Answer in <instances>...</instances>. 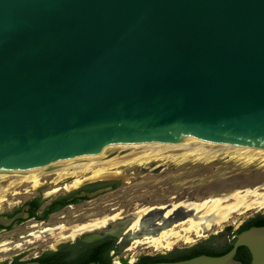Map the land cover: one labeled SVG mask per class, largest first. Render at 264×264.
I'll list each match as a JSON object with an SVG mask.
<instances>
[{
  "label": "water",
  "instance_id": "obj_1",
  "mask_svg": "<svg viewBox=\"0 0 264 264\" xmlns=\"http://www.w3.org/2000/svg\"><path fill=\"white\" fill-rule=\"evenodd\" d=\"M204 141L264 148V0H0V174ZM103 178L121 180L87 182ZM109 229L88 239L122 240ZM232 241L222 256L151 264H242L241 247L264 264V227Z\"/></svg>",
  "mask_w": 264,
  "mask_h": 264
},
{
  "label": "rangeland",
  "instance_id": "obj_2",
  "mask_svg": "<svg viewBox=\"0 0 264 264\" xmlns=\"http://www.w3.org/2000/svg\"><path fill=\"white\" fill-rule=\"evenodd\" d=\"M194 159L176 164L163 159L143 162L125 161L120 164L111 161L97 166L94 169L95 172L119 173L121 180L117 181L118 187L95 199L81 200L76 204L69 205L50 215L46 221L27 220L14 225L9 231L0 232V264L5 261L7 264H11L16 257H20V261L25 262L39 257L44 252L56 250L61 245L73 244L77 240V238L70 237L73 229L91 222L111 220L115 216L121 220L128 213L133 211L138 213L146 208L200 204L208 200H220L225 206L234 203L233 196L237 193L243 194L246 191H251L248 199L252 200L255 193L264 192V157L253 159L246 155H226L212 160L207 157ZM88 165H79L57 173L44 171L39 174L40 184L35 188L28 181L19 184L22 179H25L23 174L14 178L0 179V191L10 188L9 183H18L8 189L9 192L7 191L5 200L0 203V213L12 212L28 200L41 198L43 202H49L56 197L66 196L77 191L85 185L107 181L106 178H103L87 182L92 179L90 175L80 179L82 174L79 173H84L83 170ZM158 167L161 169L155 170V173L142 171V168L150 170ZM91 175H94V172ZM76 180H80L81 183L75 186ZM134 213H132V217ZM186 214L188 215V213ZM202 214L200 213L198 216ZM258 214H264V208L233 213L221 225L212 221L213 227L204 235L201 234V237L193 233L191 243H185L182 240L176 242L173 245L174 248H171L173 250L188 249L206 241H210L215 248H222L232 241V237L242 224ZM190 215L187 218H190ZM202 220L211 221V218H204L200 221ZM228 226L232 227L233 233L219 236V233H224ZM186 227L187 225H180L176 230L181 231ZM85 232L80 233V236L77 237H81ZM65 240L69 241L63 242ZM145 242L142 245H146ZM139 244H130L128 249H125L126 251L110 253L112 264H118L119 258L127 255L132 263L140 253L151 257L159 254L156 252L158 250Z\"/></svg>",
  "mask_w": 264,
  "mask_h": 264
},
{
  "label": "bare ground",
  "instance_id": "obj_3",
  "mask_svg": "<svg viewBox=\"0 0 264 264\" xmlns=\"http://www.w3.org/2000/svg\"><path fill=\"white\" fill-rule=\"evenodd\" d=\"M109 155H111L109 157ZM226 155H238V156H250L253 159H260L264 157V148H248L243 146H231L225 145L221 143H213V142H181L178 144H174L171 146L153 148V149H145L138 151H128L121 149H111L101 153H98L93 156H88L85 158L70 160L67 162H63L55 168L48 170H34L27 172H16V173H5L0 174V179H9L17 177L21 174L25 176V179H22L20 183L30 182L33 184L34 188L39 186L40 177L39 174L44 171H54L60 172L65 171L67 169L75 168L79 165H88L83 171L79 174H82L80 179H83L85 176L90 175V178L97 179L104 176L109 175L104 171L95 172V168L104 163L114 162L115 164H120L125 161H137L143 162L146 160H169L176 163H183L187 161H191L194 158H209V159H217L218 157L226 156ZM195 160V159H194ZM197 160V159H196ZM94 172V175L91 173ZM117 173V172H116ZM114 173V174H116ZM119 174V173H118ZM80 180L75 181V186L80 184ZM18 183L12 182L9 183V187L12 188L16 186ZM10 188H5L0 191V203L5 200V195ZM9 192V191H8ZM251 191H246L243 194L237 193L234 195V203L222 205L220 200H208L200 204H188V205H173L167 206L164 208H146L137 213L138 218L130 225V229L135 231L140 228V219L147 213H150L154 210H164L166 211V216L173 214L178 209H185L186 213L188 212L190 218L181 224H176L171 227L169 230L163 231L161 235L157 238L147 237L143 239L146 245L149 247L160 250V249H170L176 242L184 241L185 243H191V235L195 233L196 236L201 237V234L204 235L205 232L209 231L211 227H213V222L221 225L225 223L233 213H242L250 209L258 208L259 210L264 208V192L255 193L254 199L249 200L248 195L251 194ZM203 213L201 216L198 214ZM211 218V221H200L201 219ZM116 219V220H115ZM115 220V221H114ZM112 221V222H111ZM213 221V222H212ZM121 225L122 219L118 220L115 216L111 220L100 221V222H91L86 225L75 227L70 235L71 238H76L80 236L79 234L84 231L94 230H102L108 229L112 224L116 223ZM180 225H188L186 228H182L181 231L176 230V228L180 227ZM122 227V226H120ZM49 231H52L49 229ZM131 231V232H132ZM93 233V232H91ZM125 238V234H121ZM133 235V234H132ZM172 235V238L170 236ZM121 241V240H120ZM142 242V243H144ZM139 244V242H135ZM131 262V261H130ZM133 262V261H132ZM119 264V263H118Z\"/></svg>",
  "mask_w": 264,
  "mask_h": 264
},
{
  "label": "trees",
  "instance_id": "obj_4",
  "mask_svg": "<svg viewBox=\"0 0 264 264\" xmlns=\"http://www.w3.org/2000/svg\"><path fill=\"white\" fill-rule=\"evenodd\" d=\"M113 190L118 187L117 183L110 185ZM106 185L104 183H94L87 185L85 188L77 190L74 194H78L82 191L93 192L98 189L104 188ZM69 196L61 197L57 200L54 206H49L43 212V214L37 216L35 212L42 206L43 201L39 198L34 199L31 203L34 206V211L32 217L37 221H46L51 213L57 212L68 205H73L84 199H73L69 202L67 199ZM19 209L15 210L13 213L5 214L6 217L10 218L15 215ZM18 221L16 223H20ZM251 227H264V214H258L253 218L248 219L244 224H242L236 234H239ZM235 234V235H236ZM233 241L229 242L222 248H215L210 241H206L200 245L193 246L188 249L175 250L168 255H158V256H146L141 261L136 264H151L157 262H177L187 259H191L200 255H206L211 257L222 256L229 252L232 248ZM115 240L111 238H105L90 244H85L78 239L73 244H65L59 246L55 251H47L42 253L39 257L30 259L25 262H39L40 264H112V257L110 253L116 250ZM235 260L241 262L242 264H250L251 257L248 250L244 247L238 248ZM24 262L20 261V257L14 258L11 264H22ZM1 264H7L3 262Z\"/></svg>",
  "mask_w": 264,
  "mask_h": 264
},
{
  "label": "flooded vegetation",
  "instance_id": "obj_5",
  "mask_svg": "<svg viewBox=\"0 0 264 264\" xmlns=\"http://www.w3.org/2000/svg\"><path fill=\"white\" fill-rule=\"evenodd\" d=\"M114 183H117V182H104V184L106 185V187H104V188L111 187L110 185L111 184H114ZM86 186L87 185L81 187L80 189H83ZM66 196H69V198L67 199L69 202H72L73 201V200L70 201V199H75L74 198V196H75L74 192L73 193H69ZM66 196L56 197L55 199H53V200H51L49 202H43L42 206L36 212L34 211V206L31 203V201H33V200H28L21 207L18 208L19 209L18 212H20V210L24 206H28V209L26 210V213H27V215L29 217V220H33V221L38 222L34 217H32V213L33 212H35V215L39 216V215L43 214V212L46 210L47 207L54 206V204L57 202V200L59 198L66 197ZM40 200H41V198H40ZM65 207H67V206H65ZM15 210H17V209H15ZM14 211L0 213V216H5V214L13 213ZM166 211H167V209H164V210L158 209V210H154V211H151L150 213L145 214L140 219V228L139 229H136L135 231H132V230H129L128 231V229H130V225H132V223L138 218L137 213L135 211H133L131 213L126 214L125 216H123L124 219L121 218V219H123L122 225L117 224V222H116V223L112 224L109 227L110 229L108 228L109 231L111 232V231H114V230L115 231L121 230V227L120 226H123L124 227V230L121 231V234L123 233L126 236L121 241L118 240V239H116V238H114V237H111V236H105V237H103L101 239H98V240H89L88 238L93 235L91 232H94V230L86 231L85 233H83L84 235L81 234L82 235L81 236L82 238L81 237H78L77 240L81 238V241L83 243L90 244V243H93V242H96V241H99V240H102V239H105V238H108L109 237V238L115 240V244H116V247H117L116 250L115 251H112L111 253H113V254L114 253H118L119 247H122L123 248V251H126L128 249V247L130 246V244L133 245L135 242H139L140 243L139 245H142L143 244L142 243L143 239H145L147 237L157 238V237H159L161 235V233L163 231L169 230L171 227L175 226L176 224L182 223L183 221H186L188 219L187 217H189V213L187 212L188 213V215H187L185 209H182V208L181 209H178L177 211H175L173 214H171L169 216H166ZM57 212H53L50 215H52L54 213H57ZM132 213H134L133 214V217L131 216ZM132 219H133V221H132ZM22 222H24V221H22ZM22 222H20V223H22ZM20 223H16V224H20ZM16 224H14V225H16ZM13 226H11L9 228H2V227H0V232H2V231H9ZM171 238H172V235L170 236V238H168V240H170ZM77 240H75L74 243ZM142 246H146V245H142ZM172 247L174 248V246H172ZM173 248H170V249H167V248L160 249L162 251H160V250L156 251V252H159V254H157L156 256H158V255H168V254H171L172 252L175 251V249L173 250ZM161 252H163V253H161ZM146 256H148V255L141 254V253L138 254L136 256L137 257V260L135 261L134 264L138 263L139 261H141Z\"/></svg>",
  "mask_w": 264,
  "mask_h": 264
}]
</instances>
